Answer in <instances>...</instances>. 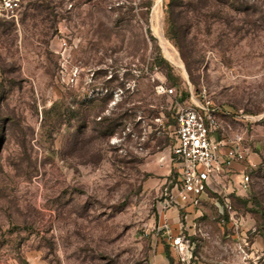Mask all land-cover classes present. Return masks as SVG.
Segmentation results:
<instances>
[{"label": "rangeland", "instance_id": "rangeland-1", "mask_svg": "<svg viewBox=\"0 0 264 264\" xmlns=\"http://www.w3.org/2000/svg\"><path fill=\"white\" fill-rule=\"evenodd\" d=\"M154 4L25 0L0 21V264H264V0H163L182 66ZM193 97L255 167L163 215Z\"/></svg>", "mask_w": 264, "mask_h": 264}, {"label": "built area", "instance_id": "built-area-1", "mask_svg": "<svg viewBox=\"0 0 264 264\" xmlns=\"http://www.w3.org/2000/svg\"><path fill=\"white\" fill-rule=\"evenodd\" d=\"M24 2L0 0V21L17 19ZM170 92L173 93V89ZM192 99L190 105L179 107L175 117L172 156L178 165V179L172 193L165 189L161 208L163 215L177 204L196 207L209 191L227 189L225 187L230 186V180L234 179L233 173L240 176L237 188L248 189L251 180L249 169L255 167L247 162L242 135L231 140L218 139L215 134L220 124L216 109L195 97Z\"/></svg>", "mask_w": 264, "mask_h": 264}, {"label": "bare ground", "instance_id": "bare-ground-1", "mask_svg": "<svg viewBox=\"0 0 264 264\" xmlns=\"http://www.w3.org/2000/svg\"><path fill=\"white\" fill-rule=\"evenodd\" d=\"M163 0H155L153 11L151 14V25L154 33L160 40V44L164 50L166 57L176 65L182 66V63L177 55V52L170 41L163 33Z\"/></svg>", "mask_w": 264, "mask_h": 264}]
</instances>
